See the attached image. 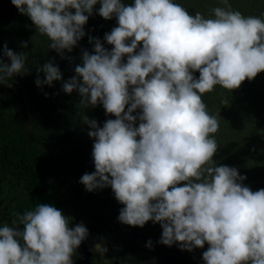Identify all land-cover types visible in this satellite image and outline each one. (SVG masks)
<instances>
[{
    "label": "clouds",
    "instance_id": "9594fccd",
    "mask_svg": "<svg viewBox=\"0 0 264 264\" xmlns=\"http://www.w3.org/2000/svg\"><path fill=\"white\" fill-rule=\"evenodd\" d=\"M11 2L48 38V48L69 60L65 50L86 35L95 5L104 19H117L103 38L110 50L89 36L93 52L82 51L75 75L64 80L53 58L35 80L38 87L63 81L62 91L81 97L78 115L94 138L95 171L80 178L86 190L110 186L124 205L118 220L141 228L159 223L163 245L194 251L207 244L205 264H264V188L253 191L238 168L216 164L220 122L203 100L216 86L232 92L264 71V19L233 10L228 0L212 18L174 0ZM3 56L10 63L0 58V84L11 87L15 76L31 73L26 52L5 43ZM98 105L115 116L102 127L85 112ZM11 215V223L0 222V264H74L89 235L51 203Z\"/></svg>",
    "mask_w": 264,
    "mask_h": 264
},
{
    "label": "trees",
    "instance_id": "16d2710c",
    "mask_svg": "<svg viewBox=\"0 0 264 264\" xmlns=\"http://www.w3.org/2000/svg\"><path fill=\"white\" fill-rule=\"evenodd\" d=\"M122 2L127 5L134 3V0ZM174 2L183 5L193 15L196 12L202 13L205 18H212L213 8L224 7L222 0ZM228 3L233 10H239L245 16L264 19V0H228ZM99 7V3L94 6L93 15L84 26L86 35L71 53L65 50V56L71 57V60L62 58L55 50L48 48L50 41L39 33L35 35V45L28 42L30 44L27 48L23 44L18 48V53H27L26 66L31 69L30 74L17 75L16 80L27 96L32 124L25 126L17 115L6 109L0 97V178L8 176L17 185L10 186L5 179L1 184L0 199L16 196L19 191L17 201L24 211L33 210L43 202L51 203L70 218V225L83 223L90 228L100 226L102 242L113 247L116 252L110 254L112 257L117 255L118 258L133 260L136 264H188L184 257L187 250H181L178 244L169 247L158 242L162 235L159 223L149 221L142 228L121 223L118 216L124 205L116 200L110 186L90 192L80 183L83 174L95 171L92 158L94 138L89 137V125L83 123L78 115L81 97L76 91L71 94L61 93L63 81H54L61 91L56 90L55 86L38 87L35 83L38 67L53 58L54 63L61 69L64 80L75 75V66L82 62V51L93 52L94 44L89 42V36L100 38L109 50L113 47L103 38L105 33L118 26L117 19H104L98 14ZM7 11L6 0H0V17ZM19 16L27 20L25 15L19 13ZM124 59L126 62L127 56ZM39 75L43 77L42 73ZM194 76L198 78L199 72H195ZM39 88L44 89L41 90V98L47 96V93L51 99V107L59 112L60 134H65L62 142L58 136L57 139L48 138V142L43 139L38 127L42 103ZM45 88L48 89L45 91ZM222 99L228 100L227 106L221 103ZM203 100L209 113L216 115L220 122V129L215 134L219 145L214 157L216 164L238 168L241 175L247 176L243 184L250 186L253 191L264 188V71L253 80L246 79L240 88L232 92L216 86L215 91L203 96ZM85 112L89 118L96 119L101 127L107 119H115V116L106 115L102 105L90 107ZM138 123L139 121L137 126ZM58 145L64 146L65 158L58 159L49 150L50 146ZM49 172L59 174L64 186L70 191V200L55 197L47 181ZM149 240L152 241V248L147 247ZM207 248L208 245L205 244L204 248L189 252L199 264H205L202 254Z\"/></svg>",
    "mask_w": 264,
    "mask_h": 264
},
{
    "label": "rangeland",
    "instance_id": "374dc122",
    "mask_svg": "<svg viewBox=\"0 0 264 264\" xmlns=\"http://www.w3.org/2000/svg\"><path fill=\"white\" fill-rule=\"evenodd\" d=\"M6 2L8 5V11L5 15H2L0 17V58H3L5 62L10 63L8 58L3 56L4 44L7 43V46L10 49L18 53V48L25 41L33 42L32 44L35 45L32 38L36 35L37 30L32 21H29L30 18L28 19V16H25L27 20L20 18L19 11L16 6L12 4L11 0H6ZM10 83L12 84L11 87L5 84H0V97L5 103L6 109L17 115L23 122V124L29 127L32 124V116L25 91L21 87V84L16 80V76L13 78V80L10 81ZM53 86H55L56 90L61 91L59 85L56 82H54ZM50 87L51 86H49V88ZM47 89L48 88H45V91ZM41 90L44 89L39 88L40 98L42 96ZM61 93H64V91H62ZM51 96H53V94H51ZM50 100L51 99L48 98V94L47 96H43L40 99V101H42V103H40L41 120L38 127L43 134V139H45L47 142L48 138L50 137H52L53 139H57L56 136H58L59 141L62 142V138L65 134H60L61 127L58 116L59 112L51 107L49 103ZM63 147L64 146L61 145H58V147L50 146L49 150L51 152L53 151L55 157L61 159L65 158L66 153V150L63 149ZM5 179L9 181L10 186L14 184L16 185V183L10 177H1L0 191L1 184ZM47 181L50 187L53 189L54 195L57 199L70 200V191L64 186V181L61 177H59V174L57 172H49ZM18 193L19 191L16 192V196H7L0 199V222L7 221L11 223V214L13 212H24V210L21 208V204L17 201ZM75 225L76 224L70 226L74 227ZM20 227L22 228L23 225H21ZM87 228L89 230V235L87 239L83 241L85 243L84 252L81 251L80 248H78L76 251L77 256L81 257L83 253H85V255L87 256V253H91L92 260L97 264H111L112 261H117L119 264H136V262L133 260L127 258H118L117 255H113L112 257V255H110L111 253L116 254V252L114 251L113 247L107 245V243L102 242V228H100V226ZM105 248L107 249V251H104ZM184 257L187 259L188 264H199L195 256L189 251L184 252Z\"/></svg>",
    "mask_w": 264,
    "mask_h": 264
},
{
    "label": "flooded vegetation",
    "instance_id": "af4514ba",
    "mask_svg": "<svg viewBox=\"0 0 264 264\" xmlns=\"http://www.w3.org/2000/svg\"><path fill=\"white\" fill-rule=\"evenodd\" d=\"M80 250L84 252V248H85V243L82 242V244L80 245ZM92 254L91 253H87V256L85 255V253H83L80 256H77V254L74 255L73 260H74V264H97L95 263L92 258H91ZM116 261V260H115ZM111 264H119L117 261L114 262L112 261Z\"/></svg>",
    "mask_w": 264,
    "mask_h": 264
}]
</instances>
